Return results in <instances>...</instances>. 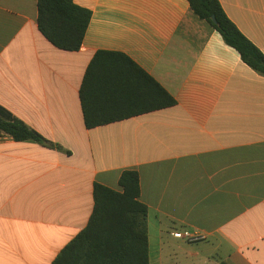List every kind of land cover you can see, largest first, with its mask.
Here are the masks:
<instances>
[{
	"label": "crops",
	"instance_id": "crops-1",
	"mask_svg": "<svg viewBox=\"0 0 264 264\" xmlns=\"http://www.w3.org/2000/svg\"><path fill=\"white\" fill-rule=\"evenodd\" d=\"M264 54V0H217ZM78 51L37 27V0H0V106L57 148L0 133V264H52L85 229L93 187L139 177L149 264H264V76L187 0H72ZM98 51L126 55L176 101L86 129L79 89ZM204 237L188 243L175 231Z\"/></svg>",
	"mask_w": 264,
	"mask_h": 264
},
{
	"label": "trees",
	"instance_id": "trees-1",
	"mask_svg": "<svg viewBox=\"0 0 264 264\" xmlns=\"http://www.w3.org/2000/svg\"><path fill=\"white\" fill-rule=\"evenodd\" d=\"M187 1L196 17L238 52L242 62L264 76V54L240 33L217 0ZM37 12L38 30L49 43L63 51L80 49L91 19L89 10L72 0H37ZM79 99L86 129L176 105L175 99L130 58L110 51H98L90 61ZM0 133L17 142L32 141L55 147L1 106ZM119 187L121 191L94 184L93 210L85 229L52 264H149L148 208L139 200L138 174L124 171Z\"/></svg>",
	"mask_w": 264,
	"mask_h": 264
},
{
	"label": "built area",
	"instance_id": "built-area-1",
	"mask_svg": "<svg viewBox=\"0 0 264 264\" xmlns=\"http://www.w3.org/2000/svg\"><path fill=\"white\" fill-rule=\"evenodd\" d=\"M173 237L178 240H183L188 243H196L204 239L203 236L198 234H192L188 231L182 230V231H175L173 233Z\"/></svg>",
	"mask_w": 264,
	"mask_h": 264
},
{
	"label": "water",
	"instance_id": "water-1",
	"mask_svg": "<svg viewBox=\"0 0 264 264\" xmlns=\"http://www.w3.org/2000/svg\"><path fill=\"white\" fill-rule=\"evenodd\" d=\"M212 21H213V23H216L214 17H212Z\"/></svg>",
	"mask_w": 264,
	"mask_h": 264
}]
</instances>
